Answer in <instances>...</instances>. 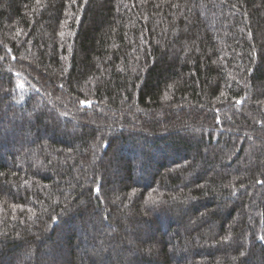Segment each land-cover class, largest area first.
Here are the masks:
<instances>
[{
    "label": "trees",
    "instance_id": "16d2710c",
    "mask_svg": "<svg viewBox=\"0 0 264 264\" xmlns=\"http://www.w3.org/2000/svg\"><path fill=\"white\" fill-rule=\"evenodd\" d=\"M262 237L264 0H0V264H264Z\"/></svg>",
    "mask_w": 264,
    "mask_h": 264
},
{
    "label": "snow or ice",
    "instance_id": "6c2138e0",
    "mask_svg": "<svg viewBox=\"0 0 264 264\" xmlns=\"http://www.w3.org/2000/svg\"><path fill=\"white\" fill-rule=\"evenodd\" d=\"M97 192H99V190L97 189ZM262 239H264V237H262Z\"/></svg>",
    "mask_w": 264,
    "mask_h": 264
}]
</instances>
